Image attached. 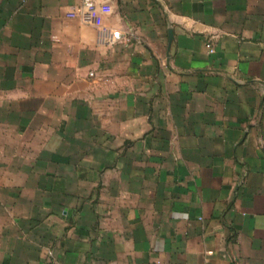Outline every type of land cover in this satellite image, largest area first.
<instances>
[{
    "label": "crops",
    "instance_id": "0c3cea01",
    "mask_svg": "<svg viewBox=\"0 0 264 264\" xmlns=\"http://www.w3.org/2000/svg\"><path fill=\"white\" fill-rule=\"evenodd\" d=\"M263 106L264 0H0V264H264Z\"/></svg>",
    "mask_w": 264,
    "mask_h": 264
},
{
    "label": "rangeland",
    "instance_id": "374dc122",
    "mask_svg": "<svg viewBox=\"0 0 264 264\" xmlns=\"http://www.w3.org/2000/svg\"><path fill=\"white\" fill-rule=\"evenodd\" d=\"M260 135L264 143V106L261 108L260 112Z\"/></svg>",
    "mask_w": 264,
    "mask_h": 264
},
{
    "label": "built area",
    "instance_id": "2783aa9c",
    "mask_svg": "<svg viewBox=\"0 0 264 264\" xmlns=\"http://www.w3.org/2000/svg\"><path fill=\"white\" fill-rule=\"evenodd\" d=\"M82 4L85 6H91L93 4V0H82ZM207 45H210V44L207 43ZM209 50L213 51V48L209 46ZM90 74H92V72H90Z\"/></svg>",
    "mask_w": 264,
    "mask_h": 264
}]
</instances>
